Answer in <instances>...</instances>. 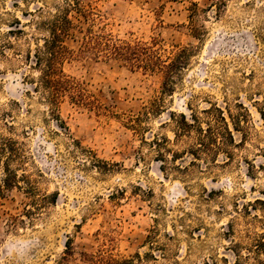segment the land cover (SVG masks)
Returning <instances> with one entry per match:
<instances>
[{"label":"rangeland","instance_id":"1","mask_svg":"<svg viewBox=\"0 0 264 264\" xmlns=\"http://www.w3.org/2000/svg\"><path fill=\"white\" fill-rule=\"evenodd\" d=\"M61 1L0 0V135L20 144L24 159L12 167L28 177L20 186L34 189L0 196V264H91L85 254L134 264H234L232 241L248 245L250 236L264 235V0H224L220 10L216 0H80L101 19L95 31L197 52L174 94L164 97L165 112L146 118L163 76L81 54L90 23L72 13L76 27L66 44L73 53L64 72L106 110L65 102L57 120L34 91L37 74L25 57L44 35L28 22ZM193 4L201 41L190 33ZM16 19L26 35L7 34ZM209 102L231 127L233 159L187 155L175 162L166 154L162 161L144 143L167 137L181 151L185 142L172 145L170 113L189 115L188 106ZM55 193V205L43 200Z\"/></svg>","mask_w":264,"mask_h":264},{"label":"trees","instance_id":"2","mask_svg":"<svg viewBox=\"0 0 264 264\" xmlns=\"http://www.w3.org/2000/svg\"><path fill=\"white\" fill-rule=\"evenodd\" d=\"M79 2L80 0H62L61 3H54L53 12L47 17H43L44 11L41 8L38 13L40 20H31L34 24H31V21L28 22L35 31L44 33L39 39L40 43L35 44L34 50L27 52L25 61L37 74V80L32 82L35 85L34 91L41 93L43 100L49 106L51 116L59 120L58 110L65 102L94 110L97 113L106 110L82 82L64 72L63 65L73 53L66 44L71 31L76 27L72 20V13H76L90 23L83 32L79 48L81 54H90L97 59L120 62L133 71L138 70L145 74L159 73L163 76L161 97L146 106L143 115L148 118L151 115L160 116L163 114L166 105L164 97L174 94L176 86L182 82L183 73L190 66L191 59L196 55L197 49L193 46L173 45L168 47L158 38H151L149 41L122 40L104 30L95 31L93 27L101 19H98L92 9L80 7ZM215 2L214 7L219 8V10L221 5L225 6L224 0H216ZM193 6L195 8L191 10L190 33L193 38L201 41L205 30L198 26L195 17L199 9L196 4ZM13 24L17 25L15 26L16 30L10 28L7 32L8 35H26L21 28L23 25L20 21L16 19ZM30 39L35 40L33 36H30ZM13 44L8 42L12 49ZM1 56L8 60L4 52H1ZM188 109L189 115L170 113V119L175 124V139L172 145L185 142L186 146L181 151L173 150L167 137L160 138L154 135L149 142L143 140L144 143L155 149L162 161H165L166 154L170 155L171 161L175 162L187 155L195 159H212L223 155L227 158V162L233 159V148L236 143L222 109L210 102L208 107L200 110H195L191 106H188ZM142 119L143 116H137L133 122L139 124ZM5 125L9 129L12 128L10 125ZM232 127L235 131L241 129L239 122L233 123ZM23 159L20 144L10 137L0 135V170L3 175L0 180V196L4 194V191L13 189H22L26 191V194L33 195L32 186H20V181H28V177L25 174L18 175V171L12 167L13 163L20 167V162ZM50 199L51 204L55 205L58 194L43 196L44 201ZM249 239L251 242L248 245L232 241L234 264H264V235L250 236ZM65 247L66 257L63 258V261H66L67 257L70 256V240L66 242ZM85 257L91 264H134L133 260L120 261L112 256L104 259L100 256L85 254ZM137 257L140 259V256Z\"/></svg>","mask_w":264,"mask_h":264}]
</instances>
